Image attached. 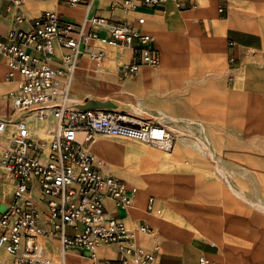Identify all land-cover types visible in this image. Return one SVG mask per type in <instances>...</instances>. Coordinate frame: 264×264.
I'll list each match as a JSON object with an SVG mask.
<instances>
[{
  "label": "built area",
  "instance_id": "obj_1",
  "mask_svg": "<svg viewBox=\"0 0 264 264\" xmlns=\"http://www.w3.org/2000/svg\"><path fill=\"white\" fill-rule=\"evenodd\" d=\"M98 1L107 2L111 11L129 13L166 0ZM22 2L15 0L14 5ZM23 19L17 15L18 21ZM87 21L88 32L83 25L47 10L32 19L30 30H11L0 39V51L9 62L7 77L18 80L8 94L15 116L0 120V135H8L9 140L0 156V172L5 169L12 181V201L0 213V252L10 261L0 257V264H66L69 251H86L95 258V248L101 245H117L118 250L103 264L153 261L136 244L125 222L136 189L99 166L90 144L96 134L147 143L169 141L171 134L160 124L68 100L82 56L89 54L102 62L107 55L103 46L92 50L98 41L134 52L132 62L119 64L120 79L136 76L142 65L159 66L160 56L152 48V37L138 30L145 24L143 15L136 20L92 15ZM104 28L107 36L99 34ZM57 48L63 51L59 55ZM78 134H83L82 140ZM154 204L151 196L147 210ZM120 209L124 216H115ZM142 230L150 227L145 224ZM199 264L214 262L201 256Z\"/></svg>",
  "mask_w": 264,
  "mask_h": 264
},
{
  "label": "crops",
  "instance_id": "obj_2",
  "mask_svg": "<svg viewBox=\"0 0 264 264\" xmlns=\"http://www.w3.org/2000/svg\"><path fill=\"white\" fill-rule=\"evenodd\" d=\"M87 1L90 0H80L81 3L73 4L70 0H23L20 5H14L15 0H0L1 40H4L11 30H30L32 19L47 10H54L63 18L73 20L77 26L83 25L86 32L91 30L87 19L92 15L105 16L114 20H136L138 16L142 15L148 17H145L144 25L137 27L139 31L149 33L152 37V48L160 56V65L157 67L142 65L136 76L120 79L117 73L119 65L115 70L104 68L102 71L95 72L90 71L83 62L84 64L81 68L79 66L73 77L69 92V96L73 100L68 101L74 102V104L90 107L102 106L108 110L126 113L145 122L177 128L185 125L189 118L200 116L204 106L211 107L209 110L214 112L218 111L219 105L227 104L228 100H233L230 96V82L224 75L217 73L214 69L216 64H213L211 70L193 65L198 56L202 59L211 56L212 62L216 59L218 65L223 67L228 65L232 70L240 67L264 70L262 34L257 30L247 28L250 25L249 19H253L255 25L259 24L261 14L259 13L260 17L254 16L250 4L253 2L256 7H260L264 5L262 0H166L162 4L141 7L137 11L129 13L111 11L105 1L96 0L86 4ZM215 9L218 10V13L215 12ZM231 11L238 14L239 23L235 25L236 22L231 21L229 24L235 26L227 27L226 22L231 18ZM122 14L137 16L128 18ZM17 15H22L24 19L18 21ZM99 34L107 36V28L100 29ZM74 36H77V32L74 33ZM137 42L136 40L135 44ZM196 43H201V47L194 51L193 45ZM126 51L130 53L127 62H132L134 52L127 48ZM56 52L59 55L63 51L57 48ZM106 58L107 55L102 62ZM252 58H259L263 63L251 65L248 61ZM8 70L7 55L0 51V120L15 116V107L9 100L8 94L15 89L18 80L17 78L9 79L7 77ZM114 73L116 80H114ZM185 131L187 130L185 129ZM169 133L172 136L170 131ZM198 133L192 135H202V133ZM80 135L78 134V137ZM169 142V150L160 145H157L159 147H146L142 151L143 155L147 159H160L164 153L170 154L173 151L174 143ZM109 143L107 138H98L90 144V149L92 148L97 153L99 160L100 154L112 157ZM161 152L163 153L161 154ZM120 175L131 185L149 186L147 181L141 179L139 171L133 172V177H129L124 172ZM2 179L0 177V180ZM137 187L140 192L131 211L135 222L139 220L136 217L140 214L139 210L146 212V202L149 197L147 195L146 199L142 200L143 203L137 207L140 197H142L141 188ZM163 197L167 196L163 195ZM11 201L12 193L9 202L11 203ZM167 203L164 209L162 202L156 200V208H163L164 214L162 216L153 214L155 218L151 225L155 235L158 234V229L164 232V226L176 219L181 224V230L193 232L197 230L193 224L183 220L173 205ZM108 205L113 210L111 200ZM2 206L4 205L0 203V213ZM124 214V211L120 209L116 210L115 216L123 217ZM202 238L199 240L200 242L196 240V243L186 242L174 247L165 241H162L161 244L158 240L160 248L159 246L155 248L154 244L153 261L156 262L159 258L157 264H199L201 256L209 255L215 257L213 258L216 259L214 264H225L218 258L219 251L216 252L214 247L216 245L207 241L206 237ZM145 245L150 246L152 243L147 242ZM115 249L117 256L116 246L104 245V247H100L99 256L101 259L99 262L91 260L92 258L86 251L71 250L68 252L67 261L68 264H103L104 258L115 256Z\"/></svg>",
  "mask_w": 264,
  "mask_h": 264
},
{
  "label": "rangeland",
  "instance_id": "obj_3",
  "mask_svg": "<svg viewBox=\"0 0 264 264\" xmlns=\"http://www.w3.org/2000/svg\"><path fill=\"white\" fill-rule=\"evenodd\" d=\"M261 2L264 4V0ZM250 9L254 16L260 17V13L261 18L258 25L249 19L247 28L259 31L264 39V5L256 7L252 2ZM215 12L218 13V10L215 9ZM122 16L133 18L137 15ZM231 21H235V25L239 23L235 11H231L227 27L235 26L229 24ZM193 47L197 51L201 43ZM206 58L198 56L192 64L209 70L216 64L214 69L217 73L230 82L233 100L219 105L218 111L214 112L209 110L211 107L204 106L200 116L189 118L185 125L177 128L164 125L172 133L169 141L174 145L173 151L164 153L160 159H147L143 155L146 147H159L152 143L96 134L95 139L107 138L110 141L112 153V157L100 154L99 165L123 179L120 173L133 177V172L139 171L141 179L149 186L135 184L142 193L137 207L147 195L152 196L162 202L164 209L169 202L186 223L197 228L194 232L181 230V224L176 219L164 226V232L158 229V234L151 237L145 234H151L153 230V208L147 212L137 210L140 213L136 216L139 218V231L145 234L137 235L135 224L127 222V226L133 230L136 244L145 254L153 255L154 244L158 240L161 244L165 241L174 247L186 242L196 243V240L200 242L202 237H206L207 241L216 245L218 258L225 264H264V70L254 67L232 70L228 65H218L216 59L212 62L211 56ZM248 62L251 65L263 63L259 58ZM198 132L202 135H192ZM7 146L8 137L1 136L0 156ZM1 173L4 178L0 180V203L5 209L10 203L12 181L5 169ZM145 224L150 227L149 231L141 230ZM147 242L152 245H145ZM2 255L10 261V256ZM203 256L213 262L216 260L209 255ZM158 260L146 264H157Z\"/></svg>",
  "mask_w": 264,
  "mask_h": 264
},
{
  "label": "bare ground",
  "instance_id": "obj_4",
  "mask_svg": "<svg viewBox=\"0 0 264 264\" xmlns=\"http://www.w3.org/2000/svg\"><path fill=\"white\" fill-rule=\"evenodd\" d=\"M104 36H106V35H104ZM98 46H103V47H105L107 50V58L105 59V62H103V63H101V62H98V61H96V60H94L89 54H87V55H85L83 58H82V60H81V65H80V68L82 67V65L84 64L83 62H85V65L88 67V69H90V71H95V72H98V71H102L104 68L105 69H108V70H114L119 64H122V63H124V62H127L128 61V58H129V56H130V53L128 52V51H126V50H122L121 49V47L120 46H118V45H109V46H107V45H103V44H101V42H97V45H96V47H94L92 50H95V49H97V47ZM91 50V51H92ZM87 62H90V64H92V66L91 65H88V63ZM69 100H73V99H71L70 98V96H69ZM39 134L40 135H44L45 133L43 132V131H39ZM108 137H110V136H108ZM82 138H83V134H81L80 135V137H78V139L79 140H82ZM110 138H114V137H110ZM116 138V137H115ZM117 138H120V137H117ZM130 140H134V139H130ZM95 141V140H94ZM135 141H139V140H135ZM140 142H143V141H140ZM145 143V142H144ZM152 144H154V145H160V146H163L166 150H169L170 149V142L169 141H165V142H156V143H152ZM96 161H97V164L99 165V163H100V160L98 159V157H97V155H96ZM100 166V165H99ZM2 176V173L0 172V177ZM128 183V182H127ZM129 184V183H128ZM129 186L130 187H132V188H134V189H136V194H135V198H137V196H138V194H139V192H140V189L137 187V186H135V185H131V184H129ZM149 198L150 197H148V199H147V202H146V212H147V207H148V200H149ZM135 201H136V199H135ZM135 205V204H134ZM156 200H155V204H154V206H153V211H152V213L151 214H155V215H157V216H162L163 214H164V210H163V208H156ZM133 206V205H132ZM132 206L130 207V208H132ZM2 207H4V206H2ZM134 207V206H133ZM132 210H128V212H129V216H128V218H126L125 219V222H126V225H127V222L130 224V225H134L135 224V226L137 227V229H138V234L137 235H139V234H145V233H142V232H140L139 231V227H138V222H135L134 220H133V217H132V212H131ZM128 227V226H127ZM129 228V227H128ZM130 229V228H129ZM141 229V228H140ZM131 230V229H130ZM142 230V229H141ZM133 231V230H132ZM140 232V233H139ZM146 235H150V236H154L155 234H154V230H152V233L151 234H146ZM137 239H138V237H137ZM159 246V248H160V245H159V243L158 242H156L155 243V247L156 246ZM115 246V245H114ZM101 246H98V247H96L95 248V254H96V257L95 258H92L91 260H93L94 262L96 261H100V259H101V257L99 256V248H100ZM153 252V251H152ZM151 252V253H152ZM3 252L1 253L0 252V257L2 258V259H4V260H6L7 261V259H5L4 257H3ZM116 257V249H115V256L113 257V258H115ZM109 258V257H108ZM68 260V254H67V256H66V261ZM155 263V262H154ZM66 264H68V261L66 262ZM149 264H153V263H149Z\"/></svg>",
  "mask_w": 264,
  "mask_h": 264
},
{
  "label": "water",
  "instance_id": "obj_5",
  "mask_svg": "<svg viewBox=\"0 0 264 264\" xmlns=\"http://www.w3.org/2000/svg\"><path fill=\"white\" fill-rule=\"evenodd\" d=\"M6 208H7V207H6ZM6 208H5V209H2L1 212H4V211L6 210ZM87 255H88V253H87Z\"/></svg>",
  "mask_w": 264,
  "mask_h": 264
}]
</instances>
